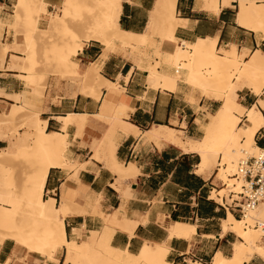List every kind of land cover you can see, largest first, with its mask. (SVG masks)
I'll list each match as a JSON object with an SVG mask.
<instances>
[{
    "label": "bare ground",
    "instance_id": "1",
    "mask_svg": "<svg viewBox=\"0 0 264 264\" xmlns=\"http://www.w3.org/2000/svg\"><path fill=\"white\" fill-rule=\"evenodd\" d=\"M123 0H63L57 11L48 12L44 0H16L13 4L14 20L12 26L24 23L28 30L22 41L16 38L14 46L4 45L7 49H20L24 43L25 55H11L10 69L23 72L21 78L32 86L33 92L40 95L45 87V74L35 69L41 53L50 54L49 61L57 63L60 75L71 76V82L78 81L79 91L91 93L99 98L103 87L116 88V84L105 79L96 65L81 68L73 59L81 48L82 41H98L105 45L119 43L132 48L156 47L154 36L173 43L164 55L168 64H179L185 70L184 81L202 90L203 95L219 100L217 109L208 113L205 123H201L202 136L188 137L180 129L170 125H152L147 131L139 128L124 117L132 107L124 103L113 105L103 102L102 113L97 114L107 130L102 134L93 149V158L116 174V183L137 173L135 164L118 161L115 156L117 143L114 133L119 130L123 135H141L144 142L166 143L179 148L184 153L198 156L194 172L206 179L214 177L221 182L219 188L210 191V198L223 205L226 215L220 222V235L233 233L238 240L232 243L231 253L223 254L217 250L209 263L189 261L190 264H245L254 255L264 260V245L260 243L264 235V199L259 205L236 217L229 209L233 198L229 192L239 191L241 181L235 177L239 161L246 156L258 153L254 135L264 126L260 107L262 99L246 107L238 101V92L248 89L255 95L264 93V53L256 49L238 51L237 46L218 47L217 37L198 38L194 42L177 43L175 29L183 22L175 14L176 0H155L149 12L144 32L134 33L120 28L118 19ZM204 9L219 10V0H198ZM231 0H222V5ZM237 3L236 22L264 34V0H235ZM47 15L45 28L38 27V19ZM3 23L0 21V27ZM74 26L77 31H74ZM33 31L39 32L38 36ZM159 54V53H158ZM159 61L145 69L148 85L154 89H174L178 76L166 74L157 69ZM2 66V61L0 62ZM16 102L6 111L0 112V140L6 146L0 148V241L12 239L29 251L54 257L58 249L64 250L62 264H172L165 259L168 247L165 242L144 241L137 252L110 245V237L116 230L132 236L137 221L114 211L97 214L105 226L101 231H90L80 242L66 238L64 219L73 213L85 210L74 198L76 191L65 184L60 201L56 204L53 197H44L47 173L52 167L72 168L65 158L68 145L66 127H77V134L85 123V114H68L59 117L61 131L47 129V121L39 115V109L30 111L17 103L18 95L11 96ZM193 101V99H191ZM242 118L245 119L241 123ZM20 121L26 128L17 135L4 136L6 130ZM26 158L29 169L24 180V188L18 192V182L13 170L17 162ZM77 176V169L71 178ZM113 186L124 196L127 188ZM257 222V226L256 223ZM168 237L190 238L196 232V225L189 222L173 221L166 227Z\"/></svg>",
    "mask_w": 264,
    "mask_h": 264
},
{
    "label": "crops",
    "instance_id": "2",
    "mask_svg": "<svg viewBox=\"0 0 264 264\" xmlns=\"http://www.w3.org/2000/svg\"><path fill=\"white\" fill-rule=\"evenodd\" d=\"M44 1L47 11L51 12L63 0ZM15 2L0 0V21L3 23L0 27V112L16 102L11 96L18 95L17 103H27L39 109V115L47 121L49 130L61 131L59 117L71 113L86 115L79 135L75 125L70 124L65 130L68 145L64 155L73 167L50 168L44 187V197H53L58 204L62 187L67 184L76 191L74 200L85 210L64 219L66 238L80 242L90 231H101L105 222L97 210L103 213L118 211L138 223L132 236L116 230L110 237L113 247L137 252L144 241L165 242L168 247L165 259L172 264H190V257L191 262L208 263L217 250L229 255L232 243L238 239L231 232L220 235V222L226 215V209L210 198V191L214 188L212 177L206 179L194 172L199 160L197 155L184 153L166 143L144 142L141 135H123L117 130L114 133L117 143L115 158L137 167L134 176L119 183H116V174L92 156L95 144L108 128L96 117L102 113L103 102L110 105L124 103L132 107L124 119L137 126L140 132L147 131L152 125L166 124L182 130L188 137L202 133L200 124L207 121L208 113L217 109L219 100L203 95L201 89L186 83L182 69H178L181 79L174 89H154L148 85L145 68L155 61H159V71L176 73V68L168 64L164 56L173 43L167 39L160 40L158 36H154L156 47L152 48L82 41L73 59L81 68L96 65L99 73L117 87H103L99 98H95L91 93L79 91L78 81L73 83L56 71H48L44 73L45 87L37 95L32 86L21 78L23 72L8 68L11 55H22L19 49L9 48L3 54L4 45L12 47L16 38L19 41L23 39L11 25ZM154 2L123 0L118 19L120 28L134 33L144 32ZM175 14L183 22L174 32L177 43L217 37L218 47L234 44L238 51L259 49L264 53L263 32L236 22L235 0L228 5H222V0H219L217 12L204 9L198 0H176ZM37 25L45 28L47 21L40 17ZM258 98L264 101V93L255 95L248 89L238 92V101L246 107L257 103ZM260 111L264 117V107H260ZM6 144L5 140H0V148ZM254 144L258 148L264 147V126L256 131ZM75 169L77 176L71 178ZM113 184L127 188L128 196L122 195ZM232 213L237 217L234 211ZM173 221L195 224L196 232L188 239L168 237L165 227ZM63 256V249L56 252L55 261L29 251L12 239L0 241V264H62ZM245 264H264V260L255 255Z\"/></svg>",
    "mask_w": 264,
    "mask_h": 264
},
{
    "label": "built area",
    "instance_id": "3",
    "mask_svg": "<svg viewBox=\"0 0 264 264\" xmlns=\"http://www.w3.org/2000/svg\"><path fill=\"white\" fill-rule=\"evenodd\" d=\"M178 69L180 68L175 69L176 73ZM235 177L241 183L239 191L230 192L231 197L234 195L238 197L232 199L229 209L243 216L256 208L264 199V147L259 148L258 153L246 156L239 161ZM261 239L264 241V235H261Z\"/></svg>",
    "mask_w": 264,
    "mask_h": 264
},
{
    "label": "rangeland",
    "instance_id": "4",
    "mask_svg": "<svg viewBox=\"0 0 264 264\" xmlns=\"http://www.w3.org/2000/svg\"><path fill=\"white\" fill-rule=\"evenodd\" d=\"M54 11H57L56 7L51 12H54ZM46 16L47 15H42L41 17H43L47 21V17ZM13 27L16 30V34H21L23 38L25 37V34L28 33V30H27L26 25L24 23H18V25L13 26ZM74 31L75 32L77 31V27L76 26H74ZM33 34L35 36H38L39 35V32L33 31ZM24 48H25V45H24V43H22L21 46H20V49H19V51L22 53L21 56L25 55V50H23ZM50 54L51 53H48V56H47V54L45 55L44 53H41L39 55V57H38L39 63L37 65L36 69H35V72L36 73H38V74H44L45 72H48V71H54V72L56 71L57 72L59 70V68L56 67L57 66V63L56 62L49 61L48 60L50 58ZM170 65L173 66V67H175V68H180V69H182L185 72V70L182 67H180L179 64H170ZM173 75L178 76V80L181 79V75L179 73H174ZM63 77L68 78L69 80H71V78H72L69 75H64ZM20 104L24 105L25 108L28 109V110H30V111H34L35 110L34 108L26 105L25 103H22L21 102ZM244 121H245V119L242 118L241 123H243ZM24 130H26V128L23 126L22 122L17 121V122L14 123V126H13L12 129H10V130L8 129V130L5 131L6 134L4 136H9L11 133L14 134V135H17V132H23ZM201 136H202V133L199 136H197V137H201ZM26 162H27V159L26 158L20 159L17 162V164L15 165L14 170H13V175L15 176V180L18 182V192L19 193H21V191L24 188V180H25V178H26V176L28 174V171H29V169L25 166V163ZM212 183H213L214 188H219L220 187V184H221V182L215 180L214 177H212ZM229 195H230V192H229ZM236 215H237L238 218H241L242 217V215L239 214L238 212H236ZM255 224L257 226V222ZM260 243L262 245H264V241L261 238H260ZM58 250H61V249H58ZM41 256H45V255H41ZM209 261H208V263H209Z\"/></svg>",
    "mask_w": 264,
    "mask_h": 264
}]
</instances>
